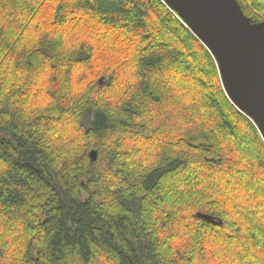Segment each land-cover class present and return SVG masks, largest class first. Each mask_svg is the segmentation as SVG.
Returning <instances> with one entry per match:
<instances>
[{"label":"trees","instance_id":"16d2710c","mask_svg":"<svg viewBox=\"0 0 264 264\" xmlns=\"http://www.w3.org/2000/svg\"><path fill=\"white\" fill-rule=\"evenodd\" d=\"M0 264H264V138L164 0H0Z\"/></svg>","mask_w":264,"mask_h":264},{"label":"water","instance_id":"95a60500","mask_svg":"<svg viewBox=\"0 0 264 264\" xmlns=\"http://www.w3.org/2000/svg\"><path fill=\"white\" fill-rule=\"evenodd\" d=\"M164 1L212 52L227 95L255 121L264 138V21H253L238 0ZM91 157L96 159L95 150Z\"/></svg>","mask_w":264,"mask_h":264},{"label":"rangeland","instance_id":"374dc122","mask_svg":"<svg viewBox=\"0 0 264 264\" xmlns=\"http://www.w3.org/2000/svg\"><path fill=\"white\" fill-rule=\"evenodd\" d=\"M104 80V77L102 76V77H100V82H102ZM97 158V157H96Z\"/></svg>","mask_w":264,"mask_h":264},{"label":"bare ground","instance_id":"6f19581e","mask_svg":"<svg viewBox=\"0 0 264 264\" xmlns=\"http://www.w3.org/2000/svg\"><path fill=\"white\" fill-rule=\"evenodd\" d=\"M250 17V16H249ZM252 18V17H251ZM252 20H253V18H252ZM254 21V20H253Z\"/></svg>","mask_w":264,"mask_h":264}]
</instances>
